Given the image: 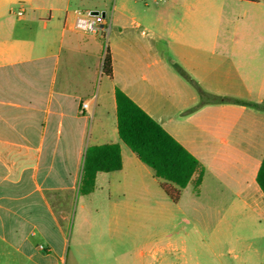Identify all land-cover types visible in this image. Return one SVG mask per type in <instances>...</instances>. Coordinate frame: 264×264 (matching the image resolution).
Instances as JSON below:
<instances>
[{"label": "crops", "instance_id": "crops-1", "mask_svg": "<svg viewBox=\"0 0 264 264\" xmlns=\"http://www.w3.org/2000/svg\"><path fill=\"white\" fill-rule=\"evenodd\" d=\"M243 1L163 0L141 22L124 2L110 11L100 0H0V264H82L86 213L150 194L153 169L117 140L116 87L198 160L177 203L187 192L191 211L264 213V29H237ZM249 2L243 17L264 24V2ZM78 11L106 13L111 33L112 76L97 94L105 30L76 29ZM106 143L120 145L122 168L79 194L86 149ZM95 194L104 205H75Z\"/></svg>", "mask_w": 264, "mask_h": 264}, {"label": "rangeland", "instance_id": "rangeland-1", "mask_svg": "<svg viewBox=\"0 0 264 264\" xmlns=\"http://www.w3.org/2000/svg\"><path fill=\"white\" fill-rule=\"evenodd\" d=\"M100 1L110 11L115 4L116 10H121V2H124L126 15L141 22L158 16L163 4V0ZM248 6L249 1L242 2L237 29L254 32L264 29L263 21H256L250 11L243 17ZM126 20L129 24L132 19ZM136 34L140 41L150 39V33L143 36L139 30ZM103 42L106 50L111 42L108 29L103 33ZM104 75H99L95 94L103 87ZM117 140L131 151L120 138ZM146 180L150 194L115 195L113 201L118 209L114 213H86L80 233L85 244L82 264H264V213L191 211L186 209L190 206L185 196L187 192L177 203L162 190V179L146 176ZM75 202V205L101 206L105 198L101 194L78 195ZM220 218H223L221 222ZM95 242L98 254L93 252Z\"/></svg>", "mask_w": 264, "mask_h": 264}, {"label": "trees", "instance_id": "trees-1", "mask_svg": "<svg viewBox=\"0 0 264 264\" xmlns=\"http://www.w3.org/2000/svg\"><path fill=\"white\" fill-rule=\"evenodd\" d=\"M102 73L112 76V58L108 47L105 50ZM213 99L217 102L227 100L217 96H213ZM115 101L120 140L136 153L144 164L153 169L157 178L178 188L171 189L165 184L161 185L170 199L178 202L179 189L185 188L190 182L199 168L198 160L118 87L115 89ZM121 168V148L118 143L89 146L84 155L79 194L89 195L94 191L98 172H111ZM200 181L201 174L197 184ZM257 182L264 193V157L257 174Z\"/></svg>", "mask_w": 264, "mask_h": 264}, {"label": "built area", "instance_id": "built-area-1", "mask_svg": "<svg viewBox=\"0 0 264 264\" xmlns=\"http://www.w3.org/2000/svg\"><path fill=\"white\" fill-rule=\"evenodd\" d=\"M21 15V11L18 12ZM106 13L98 11V13L92 12H77L75 20V28L87 33L97 32L105 29ZM84 107H88V103L84 104Z\"/></svg>", "mask_w": 264, "mask_h": 264}, {"label": "water", "instance_id": "water-1", "mask_svg": "<svg viewBox=\"0 0 264 264\" xmlns=\"http://www.w3.org/2000/svg\"><path fill=\"white\" fill-rule=\"evenodd\" d=\"M92 13H95L96 14V13H98V11H92Z\"/></svg>", "mask_w": 264, "mask_h": 264}]
</instances>
